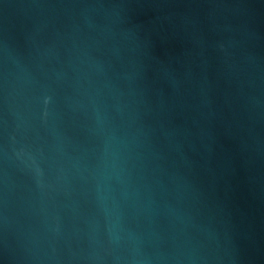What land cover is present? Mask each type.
<instances>
[{
	"label": "water",
	"instance_id": "water-1",
	"mask_svg": "<svg viewBox=\"0 0 264 264\" xmlns=\"http://www.w3.org/2000/svg\"><path fill=\"white\" fill-rule=\"evenodd\" d=\"M0 264H264V0H0Z\"/></svg>",
	"mask_w": 264,
	"mask_h": 264
}]
</instances>
